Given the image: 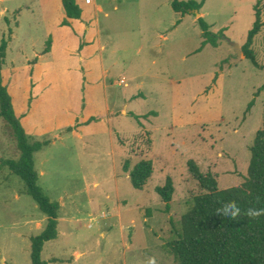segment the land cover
I'll return each instance as SVG.
<instances>
[{
    "label": "rangeland",
    "instance_id": "374dc122",
    "mask_svg": "<svg viewBox=\"0 0 264 264\" xmlns=\"http://www.w3.org/2000/svg\"><path fill=\"white\" fill-rule=\"evenodd\" d=\"M78 1L81 17L67 20L62 0H0V41L13 30L2 83L29 141L48 142L34 167L38 186L60 204L58 238L42 259L177 264L167 245L201 193L187 162L220 189L239 185L264 128V90L256 95L264 84V0H205L200 17L225 47L199 53L197 18L190 13L175 28L181 18L171 0ZM255 12L259 67L242 53ZM19 157L0 116V264H31L30 239L46 226L2 163ZM141 160L153 161V175L137 190L124 166ZM167 177L169 212L155 191Z\"/></svg>",
    "mask_w": 264,
    "mask_h": 264
},
{
    "label": "trees",
    "instance_id": "16d2710c",
    "mask_svg": "<svg viewBox=\"0 0 264 264\" xmlns=\"http://www.w3.org/2000/svg\"><path fill=\"white\" fill-rule=\"evenodd\" d=\"M204 2L171 0V8L175 13L186 15L193 10L199 11ZM62 7L67 20L81 17L82 11L76 0H62ZM197 23L202 32V47L206 44L217 47L221 38L210 31L211 26L203 17L198 18ZM261 28L260 14L255 12L253 27L242 47L245 59L255 67L259 66L251 46ZM11 36L12 30L9 29L7 39L0 41V116L13 131L20 157L2 163L23 181L26 194L46 217L44 229L30 239V262L47 264L42 259V253L46 243L58 238L60 204L52 202L38 186L39 175L34 167L35 153L48 142L29 141L14 111L12 97L2 83V68ZM47 45L46 51L49 50L50 40ZM262 90L264 84L256 95ZM254 104L255 99L249 103L247 113ZM249 150L251 157L243 183L225 189L219 188L211 173H201L195 161L187 162L188 171L198 183L201 193L191 199L190 208L181 218L176 239L167 245L177 264H264V128L257 131ZM124 169L129 172L132 186L142 190L152 178L153 162L141 160L133 168L124 166ZM155 191L165 205V212H169L174 193L172 178L167 177L164 186L157 187ZM231 205L239 210L235 216L232 215L235 209ZM249 212H258L259 215L253 217Z\"/></svg>",
    "mask_w": 264,
    "mask_h": 264
},
{
    "label": "crops",
    "instance_id": "0c3cea01",
    "mask_svg": "<svg viewBox=\"0 0 264 264\" xmlns=\"http://www.w3.org/2000/svg\"><path fill=\"white\" fill-rule=\"evenodd\" d=\"M76 2H77V0H76ZM205 3V2H204ZM77 4L79 5V1L77 2ZM80 6V5H79ZM203 6H204V4H203ZM81 8V7H80ZM203 8V7H202ZM202 8L199 10V13L201 12V10H202ZM64 11V10H63ZM175 14H177L178 16H180V18L181 19H179L177 22H176V25H175V28L176 27H178V25L184 20V18L185 17H187L189 14H186V15H181V14H179V13H175ZM201 15H203V13L201 12L200 13V16ZM197 18V17H196ZM204 18V17H203ZM211 26V25H210ZM211 29V28H210ZM12 30V29H11ZM12 32H13V30H12ZM202 33V32H201ZM201 33H200V36H201ZM13 36H11V38H12ZM201 38H202V36H201ZM11 42V41H10ZM202 42H203V38H202ZM202 42H201V46L197 49V53H199V52H201V51H203L206 47H211V48H214V49H216V50H220V49H218V48H221L222 46H224L225 47V45H223V42H222V40L220 39L219 41H218V45H217V47H212L211 45H209V44H206V45H204L203 47H202ZM229 51H227V53H228ZM153 162V161H152ZM197 164V163H196ZM198 165V164H197ZM199 167V166H198ZM200 169V168H199ZM217 180V179H216Z\"/></svg>",
    "mask_w": 264,
    "mask_h": 264
},
{
    "label": "clouds",
    "instance_id": "9594fccd",
    "mask_svg": "<svg viewBox=\"0 0 264 264\" xmlns=\"http://www.w3.org/2000/svg\"><path fill=\"white\" fill-rule=\"evenodd\" d=\"M232 209H235V205H231L230 206ZM238 209H235V211L232 212V215L235 216L237 213H238ZM249 215L255 217V216H258L259 213L258 212H249Z\"/></svg>",
    "mask_w": 264,
    "mask_h": 264
},
{
    "label": "water",
    "instance_id": "95a60500",
    "mask_svg": "<svg viewBox=\"0 0 264 264\" xmlns=\"http://www.w3.org/2000/svg\"><path fill=\"white\" fill-rule=\"evenodd\" d=\"M190 13H192L193 15H195V17H197V19L200 18V13H199L198 10H193Z\"/></svg>",
    "mask_w": 264,
    "mask_h": 264
}]
</instances>
